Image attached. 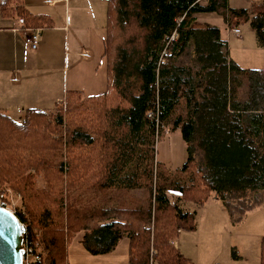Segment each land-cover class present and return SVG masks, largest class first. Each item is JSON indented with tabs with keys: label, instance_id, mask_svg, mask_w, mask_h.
I'll return each mask as SVG.
<instances>
[{
	"label": "trees",
	"instance_id": "16d2710c",
	"mask_svg": "<svg viewBox=\"0 0 264 264\" xmlns=\"http://www.w3.org/2000/svg\"><path fill=\"white\" fill-rule=\"evenodd\" d=\"M207 12L229 29L249 21L264 45V0L249 9L228 0H107L105 91L68 90L49 110L26 108L20 121L0 110V189L23 199L29 219L15 214L40 256L29 264H68L77 232L92 255L125 236L126 264H195L171 242L179 227H194L193 214L169 204L166 190L195 204L212 191L235 222L263 202L264 69L241 68L216 26L193 25ZM0 13L26 27L50 26L23 0H3ZM163 126L188 143L176 173L155 160ZM133 189L148 193L146 206L119 196Z\"/></svg>",
	"mask_w": 264,
	"mask_h": 264
},
{
	"label": "rangeland",
	"instance_id": "374dc122",
	"mask_svg": "<svg viewBox=\"0 0 264 264\" xmlns=\"http://www.w3.org/2000/svg\"><path fill=\"white\" fill-rule=\"evenodd\" d=\"M202 0L201 2H204ZM262 0H228V6L234 9H249L253 4ZM211 24L219 28L220 36L227 43L229 57L241 68L264 69V45L257 43L254 30L249 21H242L238 25L240 37L229 30L220 14L214 12L196 14L194 26ZM127 34L138 32L125 29ZM132 32V33H131ZM51 108V107H50ZM49 106L35 108L49 110ZM26 108H14L7 111L9 117L20 121ZM162 127V134L156 139L155 160L167 171L176 173L180 170L188 157V143L181 137L179 129L172 131ZM199 157L200 152L196 151ZM154 163V172H155ZM169 190V189H168ZM5 191V199L18 213L25 212L23 199L10 187L5 186L0 192ZM169 204H180L184 211L188 210L190 202H185L175 195H167ZM148 193L143 189H133L122 192L119 196L132 202L133 206L144 207L148 204ZM211 191L208 199L202 204H192L189 208L193 214L194 227L192 229H177L175 242L176 248L186 257H190L195 264H261L262 242L264 240V200L245 212L239 221L227 212L222 201L214 198ZM152 206L155 204L151 197ZM29 219V218H28ZM81 232L73 235L66 247V261L68 264H126L127 238L121 236L115 248L106 255H92L80 244ZM183 251V252H182Z\"/></svg>",
	"mask_w": 264,
	"mask_h": 264
},
{
	"label": "crops",
	"instance_id": "0c3cea01",
	"mask_svg": "<svg viewBox=\"0 0 264 264\" xmlns=\"http://www.w3.org/2000/svg\"><path fill=\"white\" fill-rule=\"evenodd\" d=\"M23 2L30 13L48 19L50 26L26 27L20 18L0 13V110L52 108L68 90L84 96L105 91L102 55L107 0ZM33 30L39 33L34 49L30 42Z\"/></svg>",
	"mask_w": 264,
	"mask_h": 264
},
{
	"label": "water",
	"instance_id": "95a60500",
	"mask_svg": "<svg viewBox=\"0 0 264 264\" xmlns=\"http://www.w3.org/2000/svg\"><path fill=\"white\" fill-rule=\"evenodd\" d=\"M25 227L9 210L0 207V264H21Z\"/></svg>",
	"mask_w": 264,
	"mask_h": 264
},
{
	"label": "built area",
	"instance_id": "2783aa9c",
	"mask_svg": "<svg viewBox=\"0 0 264 264\" xmlns=\"http://www.w3.org/2000/svg\"><path fill=\"white\" fill-rule=\"evenodd\" d=\"M19 22L22 23L23 20L20 18ZM231 30L236 36L238 35V33H239L238 28H233ZM238 36H240V35H238ZM38 38H39L38 31L33 30V32L31 33V38H30L31 47L33 49L36 48ZM167 195H169V196H172V195L181 196V192L178 190H167ZM0 207H3V208H5V209H7L10 212L15 214V210L10 206V204L5 199V191L0 192ZM24 227H25V225H24ZM171 242H172V240H171ZM39 258H40V256L38 254L34 253L33 247L29 244L28 241H24V237H23L22 263L21 264H29L31 261H38Z\"/></svg>",
	"mask_w": 264,
	"mask_h": 264
}]
</instances>
